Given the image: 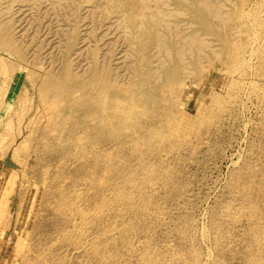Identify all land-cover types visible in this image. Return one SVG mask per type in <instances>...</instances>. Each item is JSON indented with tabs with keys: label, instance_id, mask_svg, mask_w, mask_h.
Returning a JSON list of instances; mask_svg holds the SVG:
<instances>
[{
	"label": "rangeland",
	"instance_id": "rangeland-1",
	"mask_svg": "<svg viewBox=\"0 0 264 264\" xmlns=\"http://www.w3.org/2000/svg\"><path fill=\"white\" fill-rule=\"evenodd\" d=\"M119 1L0 0V264H264V0Z\"/></svg>",
	"mask_w": 264,
	"mask_h": 264
},
{
	"label": "bare ground",
	"instance_id": "bare-ground-1",
	"mask_svg": "<svg viewBox=\"0 0 264 264\" xmlns=\"http://www.w3.org/2000/svg\"><path fill=\"white\" fill-rule=\"evenodd\" d=\"M144 3H146V2H144ZM143 3V0H120L119 1V3H117V6L124 12V14L125 15H127L128 17H127V21L129 22V23H131L132 21H133V19H134V14H135V11H138L139 9L140 10H143V12H145L146 11V4H144ZM148 6V5H147ZM149 8V7H148ZM147 8V10H149ZM153 9V8H152ZM155 10V9H154ZM157 11V10H156ZM149 12V11H148ZM151 12V11H150ZM149 12V13H150ZM155 12V11H154ZM146 13H147V11H146ZM148 13V14H149ZM157 13H158V11H157ZM156 13V14H157ZM137 14V13H136ZM155 14V13H154ZM132 15H133V17H132ZM138 15V14H137ZM140 15H141V13H140ZM140 15H139V17H140ZM153 15V14H152ZM161 15V14H160ZM163 15V14H162ZM161 15V16H162ZM142 16H143V14H142ZM164 16H165V13H164ZM164 16H162V19H163V17ZM136 18V17H135ZM141 18V17H140ZM143 18V17H142ZM159 18H161V17H159L158 16V21H159ZM152 19V18H151ZM150 19V20H151ZM165 19V18H164ZM145 20V19H144ZM152 20H154V19H152ZM151 20V21H152ZM159 23H160V21H159ZM162 23V22H161ZM164 23V25L166 24L165 22H163ZM133 25V24H132ZM163 25V24H162ZM167 25V24H166ZM165 25V26H166ZM164 26V27H165ZM167 27V26H166ZM132 28H134V26L132 27ZM169 28V27H168ZM158 29V28H157ZM134 31V30H133ZM170 32V31H169ZM137 33V32H136ZM136 35V34H135ZM134 35V36H135ZM138 36V35H137ZM158 36V35H157ZM144 38V39H143ZM142 39H141V41L142 42H144V43H147L148 42V39H147V37H143ZM195 39H196V37H195ZM198 39V38H197ZM1 44V43H0ZM5 69H6V67H4ZM4 69V70H5ZM175 73V72H174ZM37 88V87H36ZM10 106V105H9ZM9 124V123H8ZM10 124H12V122L10 123ZM10 124L8 125V126H10Z\"/></svg>",
	"mask_w": 264,
	"mask_h": 264
}]
</instances>
